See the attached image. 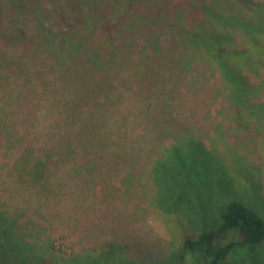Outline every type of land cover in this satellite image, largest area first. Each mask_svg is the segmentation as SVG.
Segmentation results:
<instances>
[{
    "label": "rangeland",
    "instance_id": "1",
    "mask_svg": "<svg viewBox=\"0 0 264 264\" xmlns=\"http://www.w3.org/2000/svg\"><path fill=\"white\" fill-rule=\"evenodd\" d=\"M231 6L223 7L228 11ZM4 18L2 25L10 31H18L24 24L11 11ZM30 24L27 32L32 30ZM128 34L119 31V42L128 40ZM163 39L148 44L143 52L140 46L129 51L132 42H124L117 48L124 60L110 61L109 75L105 74L103 84L92 92L94 100H87L88 94L83 93L79 100L67 104L63 98L70 99L77 84L72 73L85 78L94 71L93 64L83 62L86 54L76 61L77 56L68 59L67 67L58 72L64 78L56 76L57 87L46 86L39 96L27 90L19 94L15 84L18 81L23 86L26 78L24 81L17 78L20 72L16 68L21 65L23 72L29 67L33 71L43 69L39 65L45 57L44 71H48L52 61L32 48L27 62L19 64L14 57L22 55L20 42L14 35H2L0 28V113L5 114L10 130L7 138L0 141V209L10 216L5 228L8 234L4 236L0 231V244L5 247L24 238L37 254L53 255L64 264H196L197 255H188L185 261L178 258L149 190L150 171L163 157V151L177 140L197 138L226 160L244 161L251 166L258 161L264 184V153L258 137L229 121L223 123L219 112L222 104L213 99L208 102V87L201 91L196 87L200 66L193 60L190 72L189 59L185 65L182 62L186 57L182 38ZM141 58L144 76L128 82L134 63ZM46 78L45 83L54 80L51 76ZM194 80L198 82L196 85L192 84ZM213 107L218 108L213 112ZM92 110L88 130L75 135L85 112ZM225 127L231 128L235 135L243 134L241 144L243 148L247 146L248 153L237 149L236 155L230 150L237 138L225 139L222 134ZM77 142L81 143L79 148ZM95 148L97 154L91 159L88 153ZM222 165L226 169L216 171L214 178L207 171L208 180L198 185L202 198L190 206L197 211L194 214L197 219H203L201 215L205 212L211 217L218 211L217 182L229 184L231 177L226 164ZM256 179L253 174V182L240 186L241 189L238 186L236 196L264 212V187L258 191ZM163 180L166 181L165 177ZM167 185L164 182L161 188ZM189 192L193 197L197 195L195 189ZM182 193L186 192L168 189L160 193V207L165 209L162 201L170 202ZM111 242L122 245V255L98 262L79 261L88 255L98 257L101 246ZM261 250L259 257H255L238 247L228 264H254L253 258L257 264H264V248ZM6 252L7 258L18 257L17 261L32 255L30 250L24 257L21 252ZM72 259L78 260L71 262Z\"/></svg>",
    "mask_w": 264,
    "mask_h": 264
},
{
    "label": "trees",
    "instance_id": "2",
    "mask_svg": "<svg viewBox=\"0 0 264 264\" xmlns=\"http://www.w3.org/2000/svg\"><path fill=\"white\" fill-rule=\"evenodd\" d=\"M224 5L232 6L227 11ZM7 11L18 15L21 21L24 20L18 31H10L2 25V17ZM28 22L32 28L29 32L26 31L29 28ZM1 25V34H7L8 37L14 35L23 48L22 55L14 57L19 60V64L25 60L27 62L28 52L32 48L52 61L48 71H44L47 68L45 57L39 65L43 69L33 71L29 67L23 72L21 65L16 66L20 72L17 78L22 81L26 78L23 86L18 81L15 84L19 94L27 90L39 96V93L44 94L46 86L57 87L56 76L59 74V77L64 78L63 73L58 72L67 67L68 59L77 56L76 61L86 54L83 62L93 64L94 71L86 74L85 78L72 73L77 84L74 85L73 93L70 92V99L64 96L63 100L67 104L79 100L83 93L88 94L87 100H94L92 92H96L105 76L109 75L107 71L110 61L124 60L121 59L124 56L120 53L121 49H117L124 42H132L129 51L140 46L143 52L148 44L160 43L164 36H173L179 40L181 37L184 56L187 57H183L182 62L185 65L190 61L187 71H192L193 60L201 68L197 67L200 73L199 85H196L197 80L192 84L200 91L208 87V102L213 99L222 104L219 112L223 115V123L229 121L234 127L258 137L264 153V0H0ZM121 30L129 33L128 40L119 42ZM143 63L142 58L134 63L133 75L129 79L126 77L128 82L140 80L144 76L141 72ZM46 76L54 80L45 83ZM217 108L213 107V112ZM93 112H85V118L75 135H82L88 130L87 124ZM5 117L3 112L0 113V141L6 139L10 131ZM123 124L122 120L119 126L122 128ZM109 128L112 126L105 130ZM222 129L225 139L237 138L231 143L236 148L230 149L234 154L237 155V149L248 153L247 146L243 148L241 144L243 134L235 135L230 131L231 128ZM76 145L79 148L81 143L77 142ZM208 145L197 138H183L163 151V157L152 168L149 177V190L157 204V215L165 225L180 261H185L188 255H197L196 264H228L238 247L259 257L264 248V212L236 196V193L238 186L241 189L240 186L253 182V174L257 175L259 186V189L256 186L255 189L261 192L264 187L263 169L257 165L258 161L255 164L253 161L251 166V163L245 165L244 161L226 160ZM92 150L91 154L88 153L91 159L97 154L96 148ZM222 162L231 171V177L229 184L217 182L218 211L211 217L205 212L201 215L203 219H197L194 216L197 211L190 206L202 198L198 185L208 180L207 171L212 172L214 178L216 171L226 169ZM164 182L168 185L162 189ZM168 189L186 193L170 202L162 201L166 206L164 209L160 207L159 195L168 192ZM190 189L197 191L195 197L189 194ZM9 217L7 212L0 209V231L4 236L8 234L5 228ZM24 241L22 238L17 243H7L5 247L0 244L3 250L0 253V264H64L65 261L53 255L37 254L34 247ZM7 250L12 253L21 252L23 257L28 256L27 251L30 250L32 255L17 261L18 257L13 260L7 258ZM122 251L121 244L111 242L101 246L98 257L88 255L79 261H105L122 255ZM90 256L92 258H88ZM77 260L72 259L71 262ZM253 260L257 264L258 261Z\"/></svg>",
    "mask_w": 264,
    "mask_h": 264
}]
</instances>
